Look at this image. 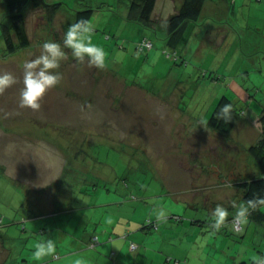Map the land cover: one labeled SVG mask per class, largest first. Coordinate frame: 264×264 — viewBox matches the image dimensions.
Wrapping results in <instances>:
<instances>
[{
    "label": "rangeland",
    "instance_id": "obj_1",
    "mask_svg": "<svg viewBox=\"0 0 264 264\" xmlns=\"http://www.w3.org/2000/svg\"><path fill=\"white\" fill-rule=\"evenodd\" d=\"M57 1H63V8L71 14L89 7L95 10L89 21L94 27L93 40L104 47L108 60L104 69L89 67L87 60L76 61L66 49L68 56L59 69L66 90L62 91L63 103L59 106L50 99L44 102L43 110L42 99L39 110H28L34 116L55 110L60 119L63 111L64 126H44L42 121L33 126L36 117L19 114L0 123V216H4L0 264H175L174 259L185 263L187 251L193 248L196 257L199 251L215 256L192 264H253L262 250L264 225L249 218L242 238L233 233L231 224L215 231L210 228L209 211L217 205L207 206L206 201L209 196L224 200L231 196L230 190L239 192L233 186L239 176L247 179L261 173L247 150L260 133L252 124L245 134L238 128L230 135L221 134L206 121L222 95L237 96V104L244 110L264 100V30L246 27L264 18V0H247L243 5L237 2L229 13L238 14V24L244 28L239 30L238 39L228 38L223 44L208 36L202 40L205 46L196 48V37L186 33L180 45L172 48L166 43L165 29H149L152 48L160 55L158 63L147 59L149 50L137 49L145 36L130 26L135 24H124L122 16L130 0ZM225 2L215 8L220 21L231 23V17H222L228 13ZM168 3L174 7L173 2ZM70 16L61 10L50 23L44 9L28 8L31 45L3 57L1 23H10V18L0 0V71L12 72L23 83L17 63L38 56L41 44L49 41L47 36L54 37L57 29L55 37L62 43L61 26ZM208 19L203 14L200 20L206 25L214 21V15L210 22ZM175 50L179 61L172 58ZM198 82L205 85H196ZM13 87L8 88V97H12ZM15 89V95L20 96L19 88ZM52 91L45 96L57 94ZM200 93L207 97L205 102L199 101ZM3 97L5 94L0 95V114L10 113ZM247 98L254 100L252 105L246 103ZM166 100L173 102L164 110ZM15 106L20 107L19 103ZM171 106L174 112H170ZM89 120L94 125L84 129ZM6 123L21 131L10 134L13 144L5 141L1 131ZM232 140L240 144L236 151L228 150L229 144H235ZM83 141L89 143L84 145ZM216 156L225 160L215 162ZM68 159L73 162L64 176L66 181L58 186L56 180L65 173ZM5 163L19 173L14 182L3 174ZM28 169L30 174L25 172ZM220 171L224 178L218 185ZM234 203L245 202L237 196ZM160 206L168 210L167 220L159 229L145 227L149 219H156L154 209ZM235 210L233 206L229 215ZM199 223L209 225L204 231L209 238L201 248L193 242L201 233ZM125 233L131 234L128 242L132 239L140 247L134 253L114 247L118 254L112 259L103 246L111 244V236L114 241L126 240ZM94 235L100 238L97 247L91 246ZM46 238L55 239L58 256L37 261L34 245ZM224 249L231 256L224 255ZM238 254L239 259L234 260L232 256Z\"/></svg>",
    "mask_w": 264,
    "mask_h": 264
},
{
    "label": "trees",
    "instance_id": "obj_2",
    "mask_svg": "<svg viewBox=\"0 0 264 264\" xmlns=\"http://www.w3.org/2000/svg\"><path fill=\"white\" fill-rule=\"evenodd\" d=\"M205 2L206 0H183L179 9H177L175 13L169 17V19L167 20V25H166V40H167V44L170 47L177 48L180 45V42L186 30L188 29L189 24H197L199 22ZM2 3L5 5L6 10H7V16H9L10 18V23L8 24H5L4 22L1 23V35L5 42V48L1 52L3 57L14 54L17 51L25 49L31 45V36L28 31L27 23H26V11L28 8L34 7V8L44 9L47 15V20L50 23H53L59 11L64 7V2L57 1V0L56 1L2 0ZM156 3H157V0H130L129 11L127 15L128 20L136 21L148 29L156 30L158 28V23H159V19L155 14ZM93 12H94V9L90 7L84 10L77 11L75 14V23L80 20L90 21L93 15ZM143 40H141V42ZM141 42H139L137 45L138 50H139L138 46ZM153 46H154V42H153ZM150 49L145 48L139 51L143 52V51L150 50ZM176 55L177 57L174 58L173 56L172 58L175 61H179L180 55L178 51H176ZM181 62L184 63L185 61L182 60ZM236 97L237 96L230 98L227 95H222L219 98L215 107L213 108L209 118L207 119L206 125L210 127L211 129L217 131L218 133L230 135L234 127L236 126L237 122L239 121V119H241L240 117L245 115L246 113L245 110L241 106H238L237 104L238 100H236ZM251 100L253 101L252 98L251 99L247 98L246 103H251ZM260 102L262 103V99ZM226 104L232 105V109H231L232 118L229 121H225L217 116V113ZM260 105L262 106V109L260 110V115L258 118L259 125H260L259 126L260 135L257 141L251 144L247 148V150L250 156L254 159L256 165L261 170V173L258 172L254 176H250L247 179H243L241 178V176H239L240 179L234 183V186L238 188L239 191L242 190V199L244 200V202H247L248 200L259 201L261 198H264V103ZM65 166H66V168L64 169L65 173H62L61 177L58 178V180H56L58 182L57 184L58 186L64 181H66L64 176L67 173V170H70L69 165H65ZM233 174L237 175L236 173H233ZM223 178L224 176L221 175L220 179H223ZM233 206L234 205L230 206L229 211L232 209ZM263 206L264 204L258 203L257 207L254 210H250L249 218L251 221L264 225V211L262 210ZM174 215L176 216V219L183 220L182 216H178L177 214H174ZM232 217H233L232 214L229 215V217L227 218L228 222L222 228H226L229 224H231L233 233H235L236 235L241 234V238L244 237L245 234L242 232L245 229V225L243 226V230H240L239 228L235 227L231 223ZM3 221H4V216L2 217L0 216V223H3ZM196 222H199V220L198 221L196 220ZM160 224H161V221H157V219L155 220L149 219L145 227L155 230V229L160 228ZM206 225L200 224L199 232L201 233H199V239L193 241L196 243V245L194 244V246L201 248L203 241L209 238L208 237L209 235L207 236L204 233V231L206 230L205 227H209L207 223ZM208 230L210 229L207 228V231ZM130 235H131L130 233H125L123 236L124 238L127 239L130 237ZM95 237H97L98 241H96ZM199 241L201 243H199ZM98 242H99L98 235H94L93 237L91 236V246H96ZM261 243H260V246H261ZM132 244L136 245L135 248H132L131 246ZM139 247H140L139 243L133 240L129 241V248L131 251H136ZM193 250L194 248L188 250L187 254L188 252L190 254V252L191 251L193 252ZM202 252L204 251H199L198 254ZM261 252H263V249L260 250V254ZM222 253L224 255L231 256L230 254L231 252L228 251L227 249H224ZM193 254H196V253L193 252ZM115 255H116V252H113V254L109 256L112 259H115ZM203 255H207V253ZM239 257H240L239 254L234 256L235 260H238ZM260 258H264V253L261 254V256L258 259ZM172 259H173L172 257L167 258L168 261H172ZM174 260H175V264L181 263V261L178 259H174ZM199 260L203 261V259H200V258ZM255 261L256 260H254L252 263L255 264ZM185 263H187V260Z\"/></svg>",
    "mask_w": 264,
    "mask_h": 264
},
{
    "label": "crops",
    "instance_id": "obj_3",
    "mask_svg": "<svg viewBox=\"0 0 264 264\" xmlns=\"http://www.w3.org/2000/svg\"><path fill=\"white\" fill-rule=\"evenodd\" d=\"M238 1L239 0H226V2L224 3V6L227 8L228 13L227 14H223L222 17L223 18H226L227 16L231 17V23H230L228 20H226V21H220V18L218 17V11L216 10L215 7L216 6L219 7L220 6V3L222 4V0H206L201 14L202 15L205 14V17H207V18L209 17V19L207 20V22L208 21L210 22V18L214 15V21H212L211 23H207L206 25L203 23L205 27L201 28V25H203V24H202L201 20H199V22L197 24H189L188 29L185 32V34L188 33L189 36H192L193 35V36L196 37V40H197V45H196L197 47L196 48H198L199 45H203V47H204L205 46V43L202 40H203V38L206 39V37H208V36L209 37H212V36L215 37V39L218 41L217 44H219V42L221 40H222V44H223L225 42V39L232 38L234 40V39H238L240 37L239 30L241 28H244L243 25L238 24L239 19H240V16L238 14L231 15L229 13L231 10L234 11V9L236 8V5H237V2ZM240 1L242 2L241 5H243V4H245L247 2V0H240ZM168 2H173L174 3V7H172V4L171 3H168ZM182 2H183V0H157L155 14H156V16L159 19L158 27H160L161 29H165L166 30L167 20L169 19V17L172 14L175 13V11L177 9H179V7L181 6ZM259 2H262V0H257V3H259ZM256 6L258 8H261L262 5L261 4H257ZM61 10L62 11H65V12H67V13H69L71 15L66 21H63L62 26H61V35H62V41H63V35L66 32V28H67L68 24L75 23V14H76V12H75V14L74 13L71 14L69 11H67L66 8H63ZM61 10H60V12H61ZM128 11H129V5L127 6V8H125V12H124V14L122 16L123 17V20L126 21V23H124V24L125 25H130L129 22L135 24V25H130V26L136 28L135 30L139 31L140 36L141 35L142 36H145V38H143V39H150V33H149L150 31H149L148 28H146L145 26H143L142 24H140V23H138L136 21L128 20V18H127ZM260 19L261 20L258 21L255 26H251L250 24H247L246 27H253V28H255V30H260V31L261 30H264V18L261 17ZM246 20L247 19H245L244 21H246ZM217 23H221V24L218 25ZM229 26L231 27V29H229ZM204 28L206 30H204ZM42 31H44V30H42ZM55 31H57L56 34L57 33L59 34L58 29L55 30ZM202 31H203V33L201 34ZM38 33L40 34V36L43 35L40 29L38 30ZM200 34H201V36L199 37ZM55 35H54V37H52L50 35L47 36V40H49V41L50 40H54V41H57V42H60L61 43V41H59L55 37ZM165 40H166V38H165ZM166 43H167V40H166ZM135 48H136V46L133 47V50H135ZM196 48H195V50H196ZM143 52H145V51H143ZM146 53H147V59L149 61L158 63V60L160 58V55H159V52L158 51H155L154 48H152L149 51H147ZM170 53H172V52H170ZM209 53H213V52L211 51ZM188 55H189V53H188ZM17 64H18L19 71L22 70L21 78H23V64H24V62L22 61V62H19ZM186 74H188V73L186 72ZM196 79H197V76H196ZM62 83L63 82L61 80V82L55 88L49 90V91H52L53 90L52 92H56L57 94H55L54 96L51 95V97H47V95L44 96V98H43V110L46 108V107L44 108V102H48L49 103V100L50 99H52L54 101V103L59 104V106L63 103V100L65 99V96H62V91H66V90H64L65 87H64V85ZM196 85L202 86V85H205V83L204 82H198ZM12 86H14L13 89H12L13 90V95H10L12 97H8V93H7V92H9L11 90L10 87H9V91H8V89H6L3 94H0L1 96H3L5 94L6 97H3V98L7 102V107H10V111H9L10 113L7 112L5 114H0V123L4 122L5 120L3 121V119H5V118H9L10 120H13V117L17 116L18 114L20 115V117L21 116L22 117L23 116H26V118L27 117L28 118L29 117L33 118L32 116H34V114L28 112V110H30L29 108H21V107H16L15 106V103H19V99H20V96H16L15 95V91H16L15 88L18 87L19 88L18 90H21L20 88L23 87L22 79H19V80L17 79V82L14 85H12ZM65 86L67 87L68 85L65 83ZM199 90H200V88H199ZM200 97H201V93L199 95V101L200 102H205V100H206L207 97H201V98ZM263 97H264V95H263ZM13 102H14V104H13ZM171 102H173V101L172 100H166L165 101L164 110L170 105L169 103H171ZM253 102H254V100L253 101L251 100V103L250 104L252 105ZM262 103H264V100L263 99H262ZM60 108L62 109V107H60ZM261 109H262V106L259 105V104L255 105V108H251L250 110L249 109H246L245 110L246 117L239 119V121L237 122V124L234 127L233 131L236 128H238L240 130V133L245 134V133H248L249 132L250 126H252V124H255V127L257 126V128H258L257 130L260 133V129H259V126L260 125H259L258 118H259L260 110ZM170 112H174L172 106H171V111ZM170 112H168V113H170ZM12 113H15V114H12ZM47 114L48 115H43V114H40V113H36V116H34V118L36 117V119H38L39 121L36 120V119H34L33 126H37L38 127L40 125L39 123L41 121H42V124L41 125H44V126H45V124L47 125L48 123H53L55 126H58V127H62V126L65 125V123L63 122L64 121L63 119L66 117V114L63 111H61L62 119H60L59 117H55L56 116L55 115V110H53V111L50 110L49 112H47ZM90 118L92 119V116L91 115H90ZM93 123H94L93 120L85 121L84 122L85 125H84L83 128L84 129H90L92 127V125H94ZM95 123H96V121H95ZM95 125H98V123L95 124ZM100 126H105V125L101 124ZM98 127H99V125H98ZM17 130L18 129H16V127H13L12 124L7 125V123H6V124L2 125L1 131L5 134V141L6 140H8L9 142L11 141V144H13L12 143V140H11V137L12 136L10 134L21 133V131H17ZM77 132H78V130H77ZM233 142L235 144H229L228 145V150L232 149V151H236L238 149V146L240 144H237V142H235V141H233ZM87 143H89V142H87V141H83L82 142V144H84V145H86ZM221 146H223V145H220L218 147L220 148ZM215 159H216L215 162H217L218 160L219 161L220 160H222V161L225 160V158L223 156L222 157L216 156ZM233 161H235V158L233 159ZM72 162H73V159H71V160L68 159V163L65 164V165H70V164H72ZM6 164H7V166H8L9 169H7ZM5 167H6V170H5ZM5 167H4V175L7 176L13 182L15 180H17L16 178H14V176L16 177V176L19 175V173L17 172V170L11 171V168L10 167H12V165H9L8 163H5ZM8 170H10V171H8ZM25 172L26 173L29 172V174H30L29 169L27 171H25ZM222 174L224 176L223 171L222 172L220 171L218 185H220V182H221L220 181V176ZM233 186H234V184H233ZM234 188L236 189L235 186H234ZM230 192H231V196H225L224 197L225 198L224 200H219V198H217L215 196L214 197H212V196L210 197L209 196L208 197V200L206 201L207 206L210 205V204H212V206H214V207L216 205H222V206H224L225 208H227L229 210L230 209V206L232 205V202L237 198V196H240V198H242V190H240L239 192H237L236 190H234V191H231L230 190ZM38 194L39 195H42L40 193H38ZM231 213H233V211ZM234 213L232 215H234ZM30 218H33V217L31 216V217H29V219ZM114 239L115 238L113 236H111L110 237V240H113V241L110 242L111 244L108 243V245H104L103 246L105 248L104 250H106L107 253H109L110 256L113 254V252H115L114 247H117L118 249H121V250H124V251L125 250H129L130 251L129 242H128L127 239L124 240V241H114ZM130 240H132V239H130ZM99 244H101L100 238H99V242L96 244V246H92V247H97ZM70 246H71V244H70ZM260 248L263 249V252H261V254H263L264 253V240H262V243H261ZM118 249H117V251H119ZM131 252L134 253L135 251H131ZM117 254L118 253L116 252V255ZM203 254H205V253L202 252V253L199 254V257H196V255L193 254L192 251L190 252V254L188 252V254H187L188 255L187 256V263H182L181 262L180 264H192V262L193 263H197V262H199V258L200 259H203V262L204 261H211L212 260V257L215 256V255H211V254L210 255L209 254L203 255ZM261 254H259L258 258L261 256ZM190 255H191V257H190ZM232 257L235 260L234 256H232Z\"/></svg>",
    "mask_w": 264,
    "mask_h": 264
},
{
    "label": "clouds",
    "instance_id": "obj_4",
    "mask_svg": "<svg viewBox=\"0 0 264 264\" xmlns=\"http://www.w3.org/2000/svg\"><path fill=\"white\" fill-rule=\"evenodd\" d=\"M93 25L87 20H80L69 25L63 35L62 43L50 40L42 44V51L34 59H29L23 64V87L20 90L19 106L39 110L41 100L45 94L55 88L62 80L59 71L62 62L67 58L70 50L71 56L76 61L87 60L89 67L104 69L108 60V53L102 45L93 40ZM17 82V77L9 71H0V94ZM232 105H224L217 116L225 121L232 118ZM264 204V198L259 201L248 200L236 207L231 223L243 230L248 223L250 210L257 205ZM157 221L164 222L168 217V210L160 206L154 209ZM229 210L222 205H217L211 213L210 228L219 231L228 222ZM56 241L51 238L40 239L34 245L33 255L37 261H43L49 256L56 254ZM255 264H264V258L257 259Z\"/></svg>",
    "mask_w": 264,
    "mask_h": 264
},
{
    "label": "built area",
    "instance_id": "obj_5",
    "mask_svg": "<svg viewBox=\"0 0 264 264\" xmlns=\"http://www.w3.org/2000/svg\"><path fill=\"white\" fill-rule=\"evenodd\" d=\"M153 47V42L151 41V40H149V39H144L140 44H139V46H138V48H139V50H143V49H145V48H147V49H150V48H152ZM168 55H171V53L170 52H168ZM172 56H174V58L175 57H177V55H176V51H174V53L172 54ZM96 238V241H98L97 240V237H95ZM132 246V248H135V244H132L131 245ZM58 255H55V257H57Z\"/></svg>",
    "mask_w": 264,
    "mask_h": 264
}]
</instances>
